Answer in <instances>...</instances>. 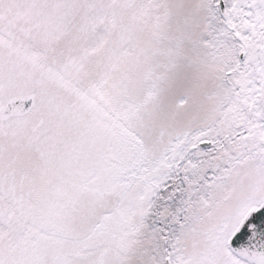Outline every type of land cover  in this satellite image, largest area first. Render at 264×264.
<instances>
[{"label": "snow or ice", "instance_id": "6c2138e0", "mask_svg": "<svg viewBox=\"0 0 264 264\" xmlns=\"http://www.w3.org/2000/svg\"><path fill=\"white\" fill-rule=\"evenodd\" d=\"M0 264H264V0H0Z\"/></svg>", "mask_w": 264, "mask_h": 264}]
</instances>
